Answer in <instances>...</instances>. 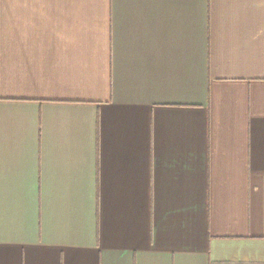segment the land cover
<instances>
[{
	"label": "crops",
	"instance_id": "0c3cea01",
	"mask_svg": "<svg viewBox=\"0 0 264 264\" xmlns=\"http://www.w3.org/2000/svg\"><path fill=\"white\" fill-rule=\"evenodd\" d=\"M0 264H264V0H0Z\"/></svg>",
	"mask_w": 264,
	"mask_h": 264
}]
</instances>
